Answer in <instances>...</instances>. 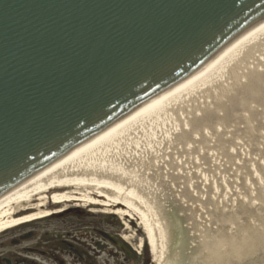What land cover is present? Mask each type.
Segmentation results:
<instances>
[{
    "label": "water",
    "instance_id": "obj_1",
    "mask_svg": "<svg viewBox=\"0 0 264 264\" xmlns=\"http://www.w3.org/2000/svg\"><path fill=\"white\" fill-rule=\"evenodd\" d=\"M263 18L264 0H0V196Z\"/></svg>",
    "mask_w": 264,
    "mask_h": 264
},
{
    "label": "bare ground",
    "instance_id": "obj_2",
    "mask_svg": "<svg viewBox=\"0 0 264 264\" xmlns=\"http://www.w3.org/2000/svg\"><path fill=\"white\" fill-rule=\"evenodd\" d=\"M260 101H264V18L234 37L179 83L143 102L1 195L0 234L24 223L49 217V206H66L73 202L85 207L102 206L105 211L130 220L138 217L154 263L173 264L168 252L171 233L176 227L158 206L163 198L190 197L196 187L191 188L193 182L187 180L190 172L179 167L174 157L172 161L164 154L167 151L180 154L186 150L193 153L198 139L199 144L209 150V145H203L208 131L201 133L198 129L205 125L213 129L218 124L214 134H222L221 127L235 117H239L242 125L243 120L252 119L251 106L261 105ZM256 110L258 114L260 109ZM219 117L223 123L219 122ZM251 137L231 134L226 141L234 147L233 150L223 148L219 155L216 148L215 151L209 150L217 162V166L209 169L219 174L226 169L223 162L242 157L238 166L242 164L249 174V165H244V160L249 157L254 177L259 178V162L264 163V143L255 145ZM219 143L226 144L221 140ZM162 166L165 181L169 183L167 187L172 185L178 191L180 183L182 186L186 184L184 194L165 191V195V189L156 190L138 174L147 175L151 171L152 177H158ZM247 174L244 178L235 177L240 191L244 187L248 190L250 187L246 181L254 180ZM222 184L234 187L230 179L223 180ZM223 186L220 184L221 191ZM241 196L247 201L244 194ZM262 199L260 196L263 204ZM239 205L240 218L246 220L245 217L254 215L243 203ZM259 212L257 226L246 223L236 226L234 231L226 227L227 223L234 222V215L218 216L221 226L217 230L206 229L199 233L202 240L195 242L197 245L188 264H264V210ZM176 261L180 264L182 259L177 258Z\"/></svg>",
    "mask_w": 264,
    "mask_h": 264
},
{
    "label": "rangeland",
    "instance_id": "obj_3",
    "mask_svg": "<svg viewBox=\"0 0 264 264\" xmlns=\"http://www.w3.org/2000/svg\"><path fill=\"white\" fill-rule=\"evenodd\" d=\"M259 103L261 105L255 104V108L251 106L253 114L250 121L243 120L242 125H240L239 117H235L234 119L227 122L224 127H221L223 130L222 134H214V132L217 130L218 124L215 125L213 129L212 126L209 128L207 125L201 129H198L197 131L201 133L202 131H208L206 133L207 135L204 136L207 142H203V145H209V150L213 151H215L216 148V153L218 155L223 152V148L226 150H233L234 147L228 145L230 143H227L226 141L228 138H230L231 134H233L235 137L244 138H248L252 135L251 139L254 141L255 145L263 144L264 101H260ZM258 108L260 110L257 114L256 109ZM237 109L248 112L247 109ZM220 117H222V115H220ZM220 117L218 120L220 123H223V120ZM246 128H248V130H246ZM212 134H214V138L212 137ZM220 140L225 141L226 144H220ZM198 141L197 143H194L195 149L193 153H191L192 151L186 150L180 154L172 153V151H167L164 154L166 156H170L171 160L174 157L176 162L180 164H178L179 167H182L190 172L191 177L188 174L187 180H190V183L193 182V187L191 188L196 187L195 192L190 193V197L180 198L179 196L174 195L177 196V199L179 200H174L172 197L168 198V200L163 198V200L160 201V205L158 206L159 209L165 211L169 222H172L176 227V230L172 231L171 233L172 240L168 252L169 258L173 260V264H177V258L182 259L180 264L189 263L190 256H193L192 252L195 250L197 245L195 242H200L202 240L201 236H199V233L204 232L206 229L217 230L221 226L220 222L217 220L218 216H225L229 214L234 215V222H229L226 225L228 228L227 230L234 231L236 230V226H244L246 223H251L253 226H257V219L261 215L259 210H264V203L262 204V201H260V196L264 198V163L259 162V167L261 169V171H259V178L254 177L253 165L251 158L249 157L244 160V165H249V174L246 173V168L242 167V164L238 166V164L241 163L239 162V159L243 160L242 157H235L232 161H229V163L223 162L226 169L218 174L215 172V170L209 169V167H213L214 165L217 166V162L208 153L209 150L200 145ZM167 144L168 143H166V145ZM222 146H226V148ZM202 147L205 148V150ZM203 156H206L207 160L206 157L204 160ZM160 170L161 174L158 177H152L151 173L153 172L151 171H148L147 175H144L140 172L138 174L146 178L147 181L156 188V190L165 189V195H167L165 191L170 193L173 191L176 194L178 192L179 194H182L183 192L184 194V190L186 189L187 185L185 184V186H182V183H180L179 187L181 189L178 188V191L174 190L175 187L172 185L168 188L167 186L169 183L168 180L167 183L165 181L166 176L164 167L162 166ZM245 174L254 180L253 182L252 180L251 182L246 181L250 188L247 190L246 187H244L243 190L245 193H243V190L240 191L241 189H239V185L237 186V179H235V177L238 176L240 178H244ZM228 179H230V181L233 180V188L223 186L222 181H227ZM251 183L254 184L251 185ZM220 184L224 187L223 191L220 189ZM241 193L246 196L247 201H245V197L241 196ZM240 199L243 202H241ZM262 200L264 201V199ZM239 203H243V206H246L245 208H249L251 211H253L254 215L251 216V218L245 217L246 220L243 219L244 217L240 218L238 215L239 211L241 210ZM161 205H163L164 208H161ZM65 210L85 211L87 214L92 215L94 221L99 222L100 228L102 230H107L117 234V237L122 241L123 245L128 250L129 255L126 262L123 263V261L120 260L119 262H115V264H155L150 247L148 245L146 233L138 217L134 216L131 218L132 220H130L126 217L117 216L110 211H105L104 207L102 206L89 205L85 207L82 206V204L80 205L74 202L69 203L66 206L57 205L55 209H51L50 211H55L53 213L58 214L63 213ZM182 210L186 216H184L183 212H181ZM69 215L70 216L64 219H61L58 216H51L36 220L37 222H33H36L35 226L41 230L46 228L49 231H58L61 227L67 225V223L69 225L71 222L78 220V218L73 213H70ZM181 215H183V217H180ZM6 238L7 237L0 236V243H2ZM110 263L113 262L110 261Z\"/></svg>",
    "mask_w": 264,
    "mask_h": 264
},
{
    "label": "flooded vegetation",
    "instance_id": "obj_4",
    "mask_svg": "<svg viewBox=\"0 0 264 264\" xmlns=\"http://www.w3.org/2000/svg\"><path fill=\"white\" fill-rule=\"evenodd\" d=\"M70 213L78 220L58 231L41 230L35 226L36 221L1 233V237L7 238L0 243V264H115L127 261L129 252L117 234L102 230L91 214L65 210L52 216L64 219Z\"/></svg>",
    "mask_w": 264,
    "mask_h": 264
}]
</instances>
